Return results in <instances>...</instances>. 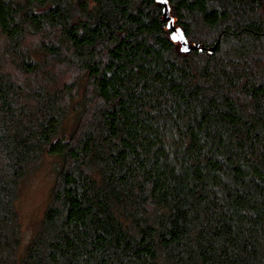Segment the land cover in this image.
<instances>
[{
  "label": "trees",
  "instance_id": "trees-1",
  "mask_svg": "<svg viewBox=\"0 0 264 264\" xmlns=\"http://www.w3.org/2000/svg\"><path fill=\"white\" fill-rule=\"evenodd\" d=\"M168 3L0 0V264H264V0Z\"/></svg>",
  "mask_w": 264,
  "mask_h": 264
},
{
  "label": "rangeland",
  "instance_id": "rangeland-1",
  "mask_svg": "<svg viewBox=\"0 0 264 264\" xmlns=\"http://www.w3.org/2000/svg\"><path fill=\"white\" fill-rule=\"evenodd\" d=\"M55 161L57 158L45 156L22 183L17 209L22 227L23 244H26L34 233L48 205L54 180Z\"/></svg>",
  "mask_w": 264,
  "mask_h": 264
},
{
  "label": "water",
  "instance_id": "water-1",
  "mask_svg": "<svg viewBox=\"0 0 264 264\" xmlns=\"http://www.w3.org/2000/svg\"><path fill=\"white\" fill-rule=\"evenodd\" d=\"M163 6V12L164 16L167 19V27L171 31V37L174 41L178 42L182 48L183 51H190V50H202L203 47L199 46L198 44L191 45L188 43L186 37L184 36L182 30L179 27H175L174 25V19L170 15V7L168 0H158ZM216 46L214 45L209 49L211 53H213L216 50Z\"/></svg>",
  "mask_w": 264,
  "mask_h": 264
}]
</instances>
